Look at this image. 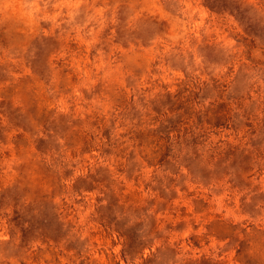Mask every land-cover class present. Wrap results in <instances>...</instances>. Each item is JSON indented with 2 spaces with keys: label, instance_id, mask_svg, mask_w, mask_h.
<instances>
[{
  "label": "clouds",
  "instance_id": "9594fccd",
  "mask_svg": "<svg viewBox=\"0 0 264 264\" xmlns=\"http://www.w3.org/2000/svg\"><path fill=\"white\" fill-rule=\"evenodd\" d=\"M0 264H264V0H0Z\"/></svg>",
  "mask_w": 264,
  "mask_h": 264
}]
</instances>
